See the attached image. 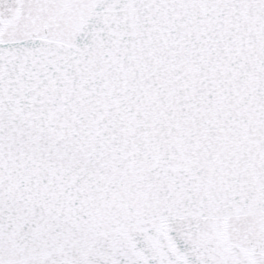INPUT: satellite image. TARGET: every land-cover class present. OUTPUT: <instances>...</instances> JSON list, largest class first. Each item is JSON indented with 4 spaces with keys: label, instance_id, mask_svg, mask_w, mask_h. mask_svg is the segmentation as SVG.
Returning a JSON list of instances; mask_svg holds the SVG:
<instances>
[{
    "label": "snow or ice",
    "instance_id": "1",
    "mask_svg": "<svg viewBox=\"0 0 264 264\" xmlns=\"http://www.w3.org/2000/svg\"><path fill=\"white\" fill-rule=\"evenodd\" d=\"M0 264H264V0H0Z\"/></svg>",
    "mask_w": 264,
    "mask_h": 264
}]
</instances>
